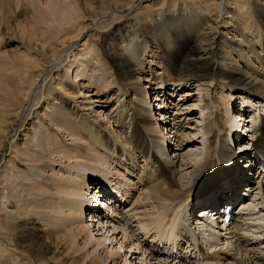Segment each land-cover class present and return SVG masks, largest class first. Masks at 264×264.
I'll use <instances>...</instances> for the list:
<instances>
[{"label": "bare ground", "instance_id": "1", "mask_svg": "<svg viewBox=\"0 0 264 264\" xmlns=\"http://www.w3.org/2000/svg\"><path fill=\"white\" fill-rule=\"evenodd\" d=\"M150 1L153 0H73L71 4L61 0H46L44 5L41 0H0V49L1 45L5 43L6 38L4 37L8 34L10 38L24 43L23 48H25L24 51H21L19 47L9 46L4 52L0 51V125H3L9 118V136L23 137L22 145L18 140H13L9 159L5 160L6 162L3 159L0 161V175H2L0 178V218L2 217L0 219V264H19L16 262L18 259L13 257L12 251L10 252L11 245L12 249L19 250L21 248L22 251H36V253L49 256L58 264L115 263L116 255L120 254L119 252L124 247L129 248L126 245L129 239L128 227L125 226L134 228L136 225L140 229L139 239L143 240L145 237L147 240L148 234L155 232L158 238H164L165 243L168 242L170 248L162 252L166 256L162 258L169 257L171 259L160 260L158 264H168L171 260L177 264L178 260L183 262L186 258H191V254L195 255L192 262L194 264L196 256L209 254L204 250L200 238L195 235L202 231L201 228L207 230L206 226H210L211 219L205 218L207 220L198 221L202 217L197 218V224L192 226L185 219L189 211L184 206L185 203H182L183 199L180 200V203L176 202L178 199L176 197L180 192L184 194L182 190L186 187V184H181V181L177 179L178 167L176 166L177 155L175 153L178 141L171 132L181 129L180 125L171 116L163 117V114L167 112L165 110L157 117L153 112L154 108L155 110L157 108L155 104L160 101L159 97H163L164 101L160 108H167L168 100L173 101L172 98L178 93V87H172L171 90L166 87L165 91L158 88L156 99L149 100L146 87L148 85L143 84L144 81L149 82V80L141 77L145 67L141 61L144 59L143 55L138 52L132 59L130 55L135 50L126 56L120 54L118 47L114 48L112 44L108 43L110 38L119 43L123 37L133 38L135 28L138 27L137 23L146 34L155 30H160L161 34L163 29L171 32V42L168 39L164 43L171 54V58L168 56V59L171 68L185 76L182 78L178 76L174 83L172 74L171 78L164 74V85L171 82L177 86L176 84L182 85L191 81L203 85V83L215 80L218 76L223 82L241 83L243 88L235 86L242 91L241 94L258 98L254 101L249 96H239L246 99L244 102L247 103V109L257 108L253 115H249L248 122L250 121L252 126L258 122L260 130L257 135L253 133L254 136L248 142L253 141L256 148L252 149V159H249V155L246 156L247 161L250 163L253 161L257 174L264 169V117L258 110L259 105H264V28L258 21L261 16L264 20V0H256L254 9L249 8V0H232L230 3L227 0H218V2L216 0H186L181 5L177 4V0L169 2L164 0V3H156L157 1L154 0L156 4L143 6ZM163 5L167 7L165 12L161 11ZM138 10L140 12L132 15L134 11ZM254 11L259 12V18L253 15ZM116 13L120 16H116ZM22 15L29 18L27 24L21 20ZM109 17L112 18L108 22L103 21L101 25L96 24L104 18L109 19ZM205 19H213L217 25L212 24L211 21L207 22ZM131 20H135L137 23L126 24ZM86 21H91V24L87 25L90 38L101 45L104 53H108L109 62L107 61V63L112 68L113 65L117 67L123 83L122 88H125L128 93H132L131 105L120 111L118 117L114 119V125L112 121L104 122L105 118H102L103 115H99L96 110L92 111L91 104L96 103L93 96L84 94L79 85H76L68 76L73 66L82 71L87 69L80 60L88 58L93 52L97 54L99 49H96V45L91 46L90 42L85 43L84 49L81 50L82 54H76L73 62L72 60L66 62L62 69L59 67L61 58L66 54L64 51L73 46L74 41L76 42L87 31V27H80V23ZM219 23L220 25H218ZM91 27L93 29H90ZM4 29L6 32H3ZM228 29H232L233 38L231 39L223 34L229 33ZM117 32L119 37H113ZM198 32H201L200 36H196ZM193 35L196 37L191 38ZM220 35H223L222 41L219 39ZM137 36L140 40L145 38V35L140 31L137 32ZM155 39L156 43H160L157 35ZM22 43L20 44L22 45ZM134 44L133 42L128 43L125 50L130 52V49H136ZM34 54L41 56V59H35ZM98 54L96 61L101 64ZM179 60H181V65L176 66ZM153 64L161 70L160 64L157 62H153ZM101 68L104 73L95 69L91 75L99 73L102 85H92V82H88V77H85L83 88L89 84L90 89L101 93L106 86L113 85V80L107 83L103 76V74H107L106 63ZM79 69L77 73L80 71ZM47 70L49 75L43 78L42 75L47 73ZM10 78L14 84H10L8 89L1 90V86L9 82ZM38 81L42 82L41 97H36L32 101V89L37 86ZM65 99H73L86 111L90 110L89 113L96 117L93 120L97 123L66 109L63 106ZM157 99L159 101L155 102ZM221 99L225 101L226 97L223 96ZM45 103L44 112L41 114ZM6 104H9V114ZM86 106H90V108ZM247 111L245 108L243 112L239 109L238 116L242 113V115L248 114ZM129 113H131V118L129 117L128 120ZM40 114L43 120L48 121H44L45 123L39 121ZM238 116H236V112L232 116H228L227 121H230L233 129H239L241 125L240 128H243L245 124L244 116ZM22 117L24 118L21 119ZM230 119L234 121L232 122ZM241 119H243L242 122ZM162 120L166 122L165 125L159 123ZM245 125L247 126V124ZM114 126L124 131V136L119 138L122 139V144L117 142L120 134L116 135L113 130ZM49 127H53L55 132H51ZM169 128L170 133L165 134V129L169 130ZM255 130L253 129L254 132ZM241 132L238 130L233 136L236 140L235 148L239 149H242L243 139L241 138L244 137ZM57 133L62 135V138H66L65 140L70 144L63 141ZM181 134L183 136V133ZM228 134H231L229 127ZM3 139L6 137L0 138V143ZM148 141L151 144V149ZM230 141L232 142V140ZM207 142L211 147L212 143L209 138H207ZM168 146H171V151L167 150ZM217 149L218 152L224 149L220 152L224 157L233 155V151L227 143L219 142ZM252 150L250 151L252 152ZM239 152H237V158L235 157L236 153L233 152L235 156L232 163L236 165L237 170L226 183L227 189L224 192L230 191L232 194L230 200L237 206L242 205L244 211L247 212L250 210L245 208L246 205H243L245 204V201L242 200L244 198L242 196L241 198L234 197V200L233 194L243 179L245 180L243 183H247L250 175L244 171L247 169L254 173V167L250 165L249 168H246L247 161L241 158L243 152ZM139 158L144 160L143 163L146 167L151 164V171L144 167H141V170L135 169ZM103 161H107L112 167L118 169L117 177H107L106 180H102L96 176L98 171L92 175L85 174L86 164L91 167L96 164L103 167L101 164ZM245 161L246 163H244ZM187 162V160L186 162L182 161L180 168L183 169ZM55 164L59 165L58 170L54 169ZM24 166L27 169L25 171L22 169ZM106 170L111 171L110 168H106ZM222 171V169L221 171L217 170L214 174ZM126 174L136 176L138 184L145 183L146 189L143 191L144 193L140 194H143L145 198L148 196L150 204L147 203V217L137 219L136 216H132L118 228L117 226L123 223L124 216L127 217L129 215L127 212L132 208L131 204L124 212V203L127 201L128 194L136 190L137 187L136 184H133L135 182L125 181ZM104 175L106 174L104 173ZM1 179H3L2 182ZM95 181H107L113 184L114 188L119 193L121 192L122 197H125L122 202L109 198L108 202L111 203V208L107 211L104 210L105 216H101V212L95 209L99 200L93 192L91 193L97 200L91 208L87 205L91 212L86 210L85 204L88 200H83L85 190L89 191L90 184ZM210 181H212V177L206 182L203 189ZM19 182L23 184H19ZM259 182L257 181L254 191L256 190L261 196L259 199L264 201V184H259ZM249 190L251 192L252 188ZM143 197L140 195L138 201H141ZM222 199L215 192L210 198H207V202H219ZM238 199L241 201L239 204ZM10 201L16 202L18 212H11ZM256 205L254 209L250 208L252 212L256 210ZM119 209H121V213L123 212L122 220L116 219L120 217L118 216ZM204 209L212 211L207 203L204 205ZM85 212L90 216V219L94 217L90 221L93 223L90 226L89 221L85 220ZM258 213H261L260 210ZM102 220H106V224ZM245 220L241 218L235 224L232 222L233 226L231 225V227L236 228L235 230L229 227L221 231L222 229L217 227L219 230L215 231L217 240L219 241L218 238L222 239L223 236L226 243L231 246V250L235 251L232 254L220 248V250L217 249L218 251L213 249L215 250L214 261L216 258L220 261L224 257L226 260H230L227 264H250L253 260L261 261L260 264H264V258L258 255L262 253L258 252L259 249L255 247L257 244H253L255 241L241 235L243 225L249 227ZM207 221H209V225ZM101 223L106 228L108 227V230L110 229L106 233L112 234V236H118V231L122 233V238L119 239V242H122H120L118 253L106 248V243L111 242L108 236L100 234L101 239H95L93 234L96 226L93 225ZM134 224L136 225L134 226ZM191 227L194 229L191 230ZM32 229V233L35 234L33 240L28 239L31 234L29 230ZM212 235L215 233L212 232ZM195 238L200 241L198 250ZM149 239L146 242L143 241L145 246L150 245L149 250L147 247L146 249L151 251L149 255L151 257L153 251L159 252L160 249L157 248L159 245L156 247L152 244L151 237ZM5 241L9 243V248L3 246ZM214 241V245L218 246L219 243H216L218 241ZM182 244H186V246L182 247L185 251L180 254L178 246L181 247ZM259 244L261 242H258ZM133 245L129 251L132 250ZM215 246L212 245L214 248ZM175 248L178 255L173 253ZM143 254L145 255L146 252ZM262 257H264V253ZM208 261L206 258L202 262ZM214 261L206 264H218L219 262L218 260V262Z\"/></svg>", "mask_w": 264, "mask_h": 264}, {"label": "rangeland", "instance_id": "2", "mask_svg": "<svg viewBox=\"0 0 264 264\" xmlns=\"http://www.w3.org/2000/svg\"><path fill=\"white\" fill-rule=\"evenodd\" d=\"M41 1H42V4L45 5L46 0H41ZM61 1L65 2V3L73 2V0H61ZM156 1H157L156 3H162V2L164 3V0H156ZM166 1L169 2L170 0H166ZM183 1L185 2L186 0H177V4L181 5V3ZM216 1L218 2V0H216ZM255 1L256 0H249L250 6H251V7L249 6L250 9L255 8L254 7ZM153 2H154V0L143 4V6L150 5V4L151 5L156 4L155 2L154 3ZM227 2L230 3V2H232V0H227ZM166 8L167 7L165 5H163V8L161 9V11H163V12L167 11ZM137 12H140V11L139 10L134 11L132 13V15L136 14ZM165 15H167V14H165ZM253 15L256 18H259V12L254 11ZM116 16H120V15L118 13H116ZM20 18L23 22H25V24H27L29 22V18L27 16L22 15ZM111 18L112 17H109V19L104 18L101 21L97 22L96 24L101 25V23L103 21L108 22ZM205 20L207 22L211 21L212 24L217 25V23H215L213 21V19H210V20L205 19ZM258 21H260V24L264 28V20H263L262 16L258 19ZM134 22L137 23L135 20L134 21L131 20L129 22L127 21L126 24H128V23L133 24ZM89 24H91V21H86V22L80 23V27H87V31H85L83 33V35H81L78 38V40L76 42L74 41L73 46H71L69 49L65 48V49H67L66 51H64L66 54L63 58H61V61L59 63V65H60L59 67H61L60 69H62L63 66L66 64V62L68 63V61H70V60H72V62H73L74 56L76 54H82L81 50L84 49L83 46L85 45V43L90 42L91 46H93V44L96 45V49H99L98 50L99 54L98 53L97 54L99 55L98 58L100 59L101 64H99L96 61V58H97L96 55L97 54H95L93 52L88 58L80 60V62L86 66V68H87L86 70L84 69L82 71L78 67L75 68V66H73L70 73L68 74V76H69L70 80L75 82L76 85H79V87L82 89L84 94L89 95V96H93V100L96 101V103L91 104L92 111L96 110L99 115H103L102 118H105L104 122L107 121L106 123H108V122L110 123V121H112V124L114 125L115 124L114 119L116 117H118V114L120 113V111H122V109L124 107L129 108V106L131 105L132 93H128V91H126L125 88H122L123 83L121 82V77H120V74L118 72L117 67H115L112 64L113 65V68H112L107 63L108 53H104L103 50L101 49V45L98 44L97 42H94L93 39L90 38V34L88 31L89 26H87ZM137 25H138V27L135 28V35L133 38H129L128 36L123 37L121 43L116 42V41H112V39L110 38L108 40L109 41L108 43L112 44L114 48L118 47V51L120 52V54H123L126 56L130 55L131 52L135 50L133 52V54L130 55V56H132V59H134L136 57V54L138 52L141 53V55H143L144 59H142L141 61L143 62V65L145 67L143 68V74H141V77L149 80V82H146V81L143 82V84L146 83L148 85L146 87H147L149 100H151V98L156 99L158 88L165 91L166 87L168 88V90H171L172 87H178V93L172 98L173 101L171 102L170 99L168 100V102H167L168 107L167 108L166 107L160 108L164 101H163V97H161V98L159 97L160 101L158 99L155 101V102L159 101V103L155 104V105H157L156 106L157 108H156V110L154 108L153 112L157 117L159 113H163L165 110L167 112L164 113L165 115L163 114V117L171 116L172 119H175L174 121H177V124L180 125L181 129H175L171 132L176 136V139L178 141L177 152L175 153L177 155L176 166L178 167L177 179H178V181H181V184H183V185L186 184V187L182 190L184 192V194H182L181 192L178 194V197H176V198H178L176 200V202L180 203V200L183 199L182 203H185L184 206H186V208L188 210L190 208V206L192 205V203L195 200H197L196 201L197 206L195 205V208H197L201 203H204V201H207V198H205V199L201 198L199 200L197 199L199 197L198 195H200V192L205 187L206 182L209 181V179L211 177L213 178L212 175L217 170L221 171L223 165L229 166L233 161V157L235 156V153H236L235 157L237 158L238 157L237 152L238 151L243 152L241 158L245 159L246 161H247L246 156H248V155H249V159L253 158V150L252 149L256 148V147H254L253 141L251 143H248L251 141V138L253 137L251 135L252 134L251 132H248L247 135H243L244 137L241 138V139H243L242 140L243 145L241 147L242 149H239L237 147L234 148V149H236V151H235V153H233L234 151L232 152V154H233L232 156L224 157V155L220 154V152H222L224 149H222L220 152H218L217 147H218L219 142H222V144L227 143L230 145V143H231L230 140H232L231 135L235 134L236 131L241 130L240 127L242 125L239 126V129L238 128L233 129L231 127L230 121H227L228 118L230 116H232L234 114V112L237 111L238 107L235 108L234 105H237L240 103L242 109H244L246 107L247 103L244 102V100H246V99L240 98L239 96L246 95V96L251 97L254 101H255V99H258V98H254V97H252L248 94H244V93L241 94L242 91L240 89H238L237 87H235L238 85L241 88H243V85L241 83H235V82H230V81H227V82L224 81L223 82L218 76L216 77L215 80L209 81L205 84L203 83V85L200 83H197V82H193V81L188 82V83L186 82L182 85L176 84L177 86L171 84V82H169L167 85H164V82H163L164 74H166L169 78H171V74H172L174 77V79H173L174 83H175L178 76H180L181 78L185 76V75L180 74L179 72H178L179 73L178 74L177 70H174L173 68H171V63L169 62V59H168V56L171 58V54L168 51V49L164 46V43L168 39H169V42H171V32H169L170 30L166 31L165 29H163V33H161V34H160V30H155L149 34H146L145 31L142 29V27L139 26L138 23H137ZM218 25H220V23ZM166 26L169 27V25H166ZM90 29H93V28L91 27ZM228 30H230L229 33L226 32L223 34H226L228 36V38L231 39V38H233L232 29H228ZM139 31L145 35V38H143L142 40H140L137 36V32H139ZM3 32H6V30L4 29ZM156 35L158 36L160 43L155 42ZM200 35H201V32H198L196 34V36H200ZM116 36H117V38L119 37L118 32L113 35V37H116ZM196 36L193 35V36H191V38H194ZM4 38H6V39L4 40L5 43L1 45V49H0L1 52H4L6 49L9 48V46L19 47V49L21 51L25 50V48H23L24 43H22L19 40H15L13 38H10L9 34L7 36H5ZM219 39H220V41H222L223 35L222 36L220 35ZM18 41L20 43H22V45ZM130 42H133V44L135 43L134 45L137 48L136 49L135 48L130 49L131 48L130 47L129 48L130 52H129V50L127 51L125 49L127 48L126 45ZM34 57L37 60L41 59V56H39L38 54H34ZM153 62H157L158 64H160L161 70L159 68L157 69L156 65H154ZM104 63H106L105 70H107V74L105 73V74H103V76L107 80V83H110L113 80L114 81L113 85L111 87L106 86V88L101 93H97L96 91L90 89L89 84H87L83 88L82 84L85 83V81H86L85 77H88V82H92V85L101 84V78L99 76V73L96 72L94 74V76H92L91 73L95 69H96V71L100 70L102 72L103 70L101 67H104ZM180 65H181V60L177 61L176 66H180ZM78 69L80 71H78V73H77ZM47 73H44L42 75L43 78L47 77L49 75V71ZM103 73H104V71H103ZM49 80H50V78L47 80V83L49 82ZM28 82H30V81H28ZM10 84L11 85L14 84V82L11 78L9 79V82H6V84H3L1 86L2 87L1 90L8 89ZM41 85H42V82L38 81L37 86L32 89V93H31V98H33L32 101L36 97L37 98L41 97V93H42ZM232 85H234V86H232ZM162 86H164V88H162ZM151 95H153V97H151ZM163 95H165V94H163ZM223 96L226 97L225 101H222V99H221V97H223ZM65 100L66 101H65V103H63V106L66 109H68L71 112L78 113L79 115H83V117H86L87 119H89L93 123H97L96 121L93 120L94 118L96 119V117H93L89 113L90 110L86 111L82 107V105L76 103L73 99H65ZM243 104H244V106H243ZM6 105H7L6 109H7L8 114H9V104H6ZM151 105H153V104H151ZM45 106H46V103L43 105V109L41 111V114L44 112ZM86 107L90 108V106H86ZM263 107H264V105L261 104L259 106L258 110L259 111L262 110L264 112ZM255 109H257V108L246 109L245 111L248 110L247 113L249 116L250 114L253 115ZM41 114L39 115V117H40L39 121H42V122L48 121V120H43V118H41ZM130 114L131 113H129V116H127L128 120H129V117L131 118ZM242 114H239V116H243ZM23 118L24 117H22L21 119H23ZM250 118H251V116H250ZM97 120L99 121V118H97ZM230 120L232 122L234 121L233 119H230ZM33 121H35V120H33ZM161 122H159L161 125H163V124L165 125V123H166V122H163V120ZM249 125H250V123H249ZM28 127H29V125H28ZM162 127L164 129V126H162ZM228 127H229V133H231L229 135V139H227L225 137V134H226L225 128H228ZM247 127H248V125H247ZM30 128H31V126H30ZM0 129H1L0 130V138L6 137V139H3L4 141L2 140L0 143V161H2V159L5 161V160L9 159V155L11 152V143L13 142V140L14 141L18 140L20 145H22L23 144V137L22 136L19 137V135L15 136V138H13V136H9V118L7 119V121H5V123L3 125L2 124L0 125ZM50 130L53 133L55 132L53 127L50 128ZM113 130H114V132H116V135H118V133L120 134V136H118V138L117 137H115V138L118 139L117 142L119 144H122V139H119V138L121 136H124V131L122 129L121 130L118 129L116 126H114ZM167 132L170 133V128H169V130L165 129V134ZM181 133H183V136ZM177 134H178V137H177ZM57 135H59V134L57 133ZM60 137L62 138L63 136L61 135ZM207 138H209V140L212 143L211 147H209V144L207 142ZM62 139L64 141L66 138L65 139L62 138ZM238 140L240 141V139H238ZM66 143H68V142L66 141ZM68 144H70V143H68ZM250 145H251V147L249 148ZM149 147L151 149L150 142H149ZM168 149H169V151H171V146H168L167 150ZM247 149L252 150V152L250 151V153H248V151H246ZM98 155H99V152H98ZM186 160L188 161L186 163V166L183 169L180 168L182 161L186 162ZM143 161L144 160L139 158V163H137V165L135 166V169L138 170L141 167H144V169L151 171V169H152L151 164H149L146 167L145 164L143 163ZM246 161L244 163H246ZM101 164L103 167H100L97 164L94 167H91L89 164H86V166L84 167L85 174L89 173L92 175V174H94L95 171H98V172H96V176L102 180H106L105 178H107V177L108 178L117 177L118 169L116 167H112L111 164L108 163L107 161H103V163H101ZM247 164H248V161H247ZM258 166H260V164H258ZM58 167H59V165L55 164L54 169L58 170ZM216 167H218V168H216ZM106 168H110L111 171H107ZM22 169H23V171L27 170L25 166ZM104 173L106 175H104ZM244 173H247V172L244 171ZM163 174H164V172H163ZM253 174L254 173H252V176H253ZM81 176H83V175H81ZM190 176H191V178H190ZM1 177H2V175H0V178ZM125 178H126L125 179L126 182H131V181H132V183L135 182L133 184H136L137 187H136V190H133L129 193V194H131L132 198L129 199L130 204H128L126 207H124V212L127 209V207L131 204H132L131 205L132 208L127 212V214H129V215L127 217L124 216V219L122 221L123 223L120 224L119 226H117L118 228L123 226L126 223V220L132 216H136L137 219L138 218L144 219V217H147V215H148L147 214V210H148L147 206L150 204V201L148 200V196L145 198V197H143V194H140V193H144L143 191H145V189H146L145 183L143 182L144 184H138V178H136V176H131V175L126 174ZM2 180L3 179H1V182H2ZM256 181L257 180H256L255 175H254L252 177V179L249 181V183L247 184L248 187L252 188V190H251L252 193L250 192V190H248V188H245L246 186L243 187L240 185H238V187H240V188H237L236 193L237 194H241V193L246 194L244 199H242L245 201V204H243V205L244 206L246 205L245 208H248L250 210V211H247L246 213H248V214L243 217V219H246L245 223L247 222L249 224V227L243 225V227H242L243 231L241 230V235L245 236L244 238L247 237V239H249V240L251 239V241L254 240L255 243H253V244H257L255 247L259 249V251L258 250L257 251L262 253V254H258V255H261L260 257L264 258V257H262L263 253H264V209H263L264 201L259 199V198H261V196L258 195V192L256 190L254 191V188H256ZM19 184H23V183L19 182ZM224 185H226V184H220L218 187H216L215 191H210L208 193V197L210 198V196L212 194H215V192L219 193L218 194L219 196L224 195L227 192V191L221 192V191H223L222 187H224ZM224 190H226V189L224 188ZM91 192L94 193V191L92 189H91V191L85 190V193L83 195V200H88V202L85 204L87 212H91V210L87 208V205L91 208L92 204H94V202L97 200L96 197ZM132 192H134V193H132ZM140 195H142L143 198H141V201H138V197ZM194 195H196V196H194ZM234 195H235V193H234ZM147 203H148V205H147ZM9 204H10L11 212H13V213L18 212L17 211L18 208L16 206L15 201H13V202L10 201ZM255 204H257L255 207L256 210H253V212H252L251 209L252 208L254 209ZM7 206H8V201H7ZM120 210L121 209H119V215H118L120 217L116 218L117 220H120V219L122 220V217H123V212L121 213ZM259 210L261 213H258ZM178 211H181V210L178 209ZM187 214H188V212H187ZM187 214H186V217L189 216V214L188 215ZM191 214H192V212H191ZM93 218L90 219V216L87 215V213L85 212V220L89 221L88 222L89 226H90V224L91 225L93 224L92 222L90 223V221ZM0 219H2V217ZM199 221H201V220H199ZM104 222L106 224V220L103 221V223ZM210 222L213 223L212 218H211ZM135 225L136 224H134V226ZM208 225H209V223H208ZM93 226H96V228L94 230L95 233L93 234V235H95V239H97V240L101 239V236H99L100 234H103L106 237L108 236L111 239V242L106 243V248H108L109 251H114V253L115 252L118 253L119 247L121 244L120 242H122V241L119 242L120 237L122 238V233L119 232L117 229L118 236H116V235L112 236V234L106 233V232H109L110 229L108 230V227L106 228L102 223L100 225L97 224V225H93ZM106 226H108V225H106ZM169 226H171V224ZM203 226H205V225H203ZM125 227L126 228L128 227L127 234L129 235V239L127 240L128 243L126 242V245L129 246V248L127 249L124 247L123 250H121L119 252L120 254L116 255V260L114 261L115 263H113V262L109 263L108 262L109 264H158L160 260H164V259L170 260L169 257L162 258L161 255L158 256L157 254H159V252H154V251H153V256L149 257L150 252H151V251H148L150 245H148V247L145 246V242L138 238L141 235L139 233L140 232L139 227H137V225L134 228H131L129 226H125ZM206 227H208L207 229H210V230H206L205 228L202 229L204 236L207 238V242L204 246H206L205 247L206 249L210 248L209 254L206 256L207 260H209V261L206 263H210V262L214 261L213 258H215V255H214L215 250H217L219 248L221 250L226 251V252H230L232 254L234 253L235 250H233V249L231 250V246L229 244H227L226 241H223L222 240L223 238L222 239L218 238L220 240L219 241L217 240L216 236H217L218 231L215 232V235H212V231L213 230L216 231L215 227H219L218 224L215 227H211V226H206ZM244 228H246V229H244ZM193 229L194 228L191 227V230H193ZM97 230H99V231H97ZM29 232L31 234H29L28 239L33 240L34 235H35L34 233H32L33 229L29 230ZM152 236L157 237L155 232L148 234V237L152 238ZM214 240L218 241V242H216V243H219L218 246L214 245V243H215ZM6 241L4 242L3 246H6L7 248H9L10 245ZM208 241H211V242H208ZM258 242H261V244L258 245ZM131 243H133L134 245ZM211 244L213 246H215V248L212 247ZM132 245H133V248L131 251H129V249H130V247H132ZM153 245H155L157 247L159 244L156 243ZM146 247L148 250L146 249ZM157 248L160 249L159 246ZM9 249H10V252L12 251L11 253H12L13 257L18 259L16 262H18L19 264H58L56 261L52 260L51 257L36 253V251L26 252V251H22L21 248L19 250L14 249V248L12 249V245L10 246ZM213 249H215V250H213ZM144 252H146L145 255L143 254ZM198 253H199V251H198ZM201 255L204 257L203 254H201ZM147 257H149L148 260H147ZM217 260L219 261V259L216 258V261H214V262H218ZM178 261H179V263H177V264H181V263L192 264V262L191 263H188V262L184 263L181 260H178ZM196 261H197V259H196ZM229 261L230 260H226L223 257L220 259L218 264H220V263L221 264H227ZM256 262H258V263H256ZM170 263L174 264L172 262V260L168 264H170ZM202 263L206 264L205 262H201L200 264H202ZM260 263H262V262L253 260V262H251L250 264H260Z\"/></svg>", "mask_w": 264, "mask_h": 264}]
</instances>
